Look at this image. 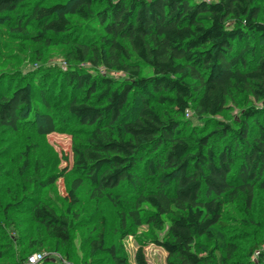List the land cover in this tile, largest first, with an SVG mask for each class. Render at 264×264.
I'll list each match as a JSON object with an SVG mask.
<instances>
[{
	"label": "trees",
	"instance_id": "16d2710c",
	"mask_svg": "<svg viewBox=\"0 0 264 264\" xmlns=\"http://www.w3.org/2000/svg\"><path fill=\"white\" fill-rule=\"evenodd\" d=\"M0 19L18 31L34 22L33 40L67 47L63 69L17 86L0 83L1 126L17 132L25 125L47 137L74 124L80 134L71 151L73 170L84 179L72 181L63 206H30L32 222L68 246L81 185L116 209L124 187L131 200L117 214L123 236L142 226L160 231L169 217L165 238L152 239L166 252L165 264H214V252L219 264H232L237 249L218 237L225 226L217 204L238 201L248 213L256 192H264V0H0ZM74 19L93 36L72 38ZM34 83L43 86L44 110ZM233 94L250 95L260 108L244 112L238 124L214 121ZM3 169L0 161V179ZM202 237L215 245L209 256L194 250ZM89 241L92 254L127 264L103 233ZM39 249V242L22 245L21 264ZM5 256L0 250V260ZM135 263L148 264L142 247Z\"/></svg>",
	"mask_w": 264,
	"mask_h": 264
},
{
	"label": "rangeland",
	"instance_id": "374dc122",
	"mask_svg": "<svg viewBox=\"0 0 264 264\" xmlns=\"http://www.w3.org/2000/svg\"><path fill=\"white\" fill-rule=\"evenodd\" d=\"M37 1L30 0V3ZM65 1L52 0V3ZM6 21L0 19V83L17 86L19 79L36 80L47 70L63 69L67 47L60 40H54V44L48 47L44 40H33L38 31L34 22L22 26L18 31L16 25L7 24ZM73 22L72 38L93 36L83 23L76 19ZM53 78L55 80V75ZM42 88L35 85L34 91V100L40 110H44L38 95ZM252 108H260V104L250 95L233 94L223 113L213 120L238 124L243 113ZM193 122L197 124L196 120ZM77 131L76 125L69 124L68 129H59L47 137H39L25 125H21L17 132L0 125V161L4 165V177L0 179V250L6 251L0 264H21V247L23 245L28 249L32 242H39V251L45 255V262L57 259L63 264H113L107 255L91 253L89 238L99 233L104 234L108 247H114L127 260V264H136L135 253L139 247L143 248L148 264H165L166 252L152 239L154 236L165 238L170 227L169 217L163 218L160 231L142 226L123 236L117 214L126 201L131 200L125 199L129 193L125 194L124 187L117 193L123 198L122 207L116 209L105 198H94L87 182L81 185L78 192L81 201L79 219L68 246L56 245L47 237L44 228L30 219V206L35 203L63 206V196L72 181L84 179L73 170L72 146L81 140ZM148 157L151 158L152 154ZM65 168L69 169L68 174H63ZM50 177H63L64 180L53 184L49 181ZM7 206L15 208L7 211ZM150 206L156 207L152 203ZM216 214L222 215L221 222L225 226L216 229L221 243L233 244L237 249L232 264H259L260 254L264 253V192H256L248 213L243 211L242 204L234 201L223 206L218 203ZM214 246L213 241L202 237L195 241L194 250L205 257L215 250ZM213 256L216 260L214 264H219V252H214Z\"/></svg>",
	"mask_w": 264,
	"mask_h": 264
},
{
	"label": "built area",
	"instance_id": "2783aa9c",
	"mask_svg": "<svg viewBox=\"0 0 264 264\" xmlns=\"http://www.w3.org/2000/svg\"><path fill=\"white\" fill-rule=\"evenodd\" d=\"M45 258L43 253L32 254L28 257L26 264H38Z\"/></svg>",
	"mask_w": 264,
	"mask_h": 264
}]
</instances>
